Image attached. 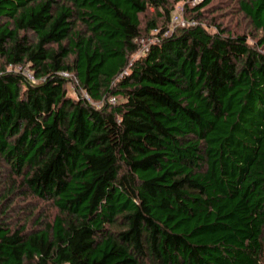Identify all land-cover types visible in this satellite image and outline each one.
<instances>
[{
	"label": "trees",
	"instance_id": "1",
	"mask_svg": "<svg viewBox=\"0 0 264 264\" xmlns=\"http://www.w3.org/2000/svg\"><path fill=\"white\" fill-rule=\"evenodd\" d=\"M214 1L0 0V264H264V0Z\"/></svg>",
	"mask_w": 264,
	"mask_h": 264
},
{
	"label": "rangeland",
	"instance_id": "2",
	"mask_svg": "<svg viewBox=\"0 0 264 264\" xmlns=\"http://www.w3.org/2000/svg\"><path fill=\"white\" fill-rule=\"evenodd\" d=\"M198 3L199 2H197V1H192L190 3V6L193 7V6L197 5ZM186 4H189V2H186V3L181 2V3H178L175 5V8H174V10L171 14V18H170L172 29L178 27V26L176 27L174 25V19L176 16H178L182 19H185V20H189L190 16L186 14ZM236 8H237V0H215L213 2L212 7H211L212 12H211L209 19L216 17V23L221 24L222 28H226L228 30H234V31H237L240 33H243V32L248 33L250 30L249 22L245 18H243V16L241 14H238L236 12L237 11ZM209 22H210V20H209ZM133 59H135V58H133ZM17 204H19V203H17ZM27 206H29V205H23L22 204L21 206L16 207L17 208L16 212L22 211L21 209L22 208L24 209ZM46 209L49 210V207H45L42 210H44V212H45ZM13 213H11V214H13ZM19 220H24V218L21 217V219H19Z\"/></svg>",
	"mask_w": 264,
	"mask_h": 264
},
{
	"label": "built area",
	"instance_id": "3",
	"mask_svg": "<svg viewBox=\"0 0 264 264\" xmlns=\"http://www.w3.org/2000/svg\"><path fill=\"white\" fill-rule=\"evenodd\" d=\"M197 2H199V1H197ZM196 24H197V22L188 21V20L182 19V18H180L178 16H176L175 19H174V25L176 27L177 26L178 27L195 26ZM155 34H157V31L155 32ZM155 42H156L155 37H151L149 39H142V40H140L141 49H140V51L133 58H139L140 56L145 55L149 51L150 46L153 43H155ZM16 70L18 72H22L32 82H36L33 73L28 68L18 67V68H16ZM66 76L69 77L68 74ZM85 98L90 101V98H89V96L87 94H85ZM111 103L112 104H115L116 103V99L115 98L112 99L111 100Z\"/></svg>",
	"mask_w": 264,
	"mask_h": 264
}]
</instances>
